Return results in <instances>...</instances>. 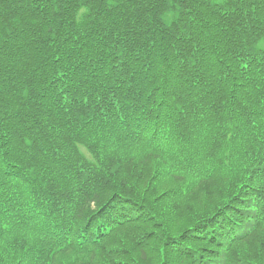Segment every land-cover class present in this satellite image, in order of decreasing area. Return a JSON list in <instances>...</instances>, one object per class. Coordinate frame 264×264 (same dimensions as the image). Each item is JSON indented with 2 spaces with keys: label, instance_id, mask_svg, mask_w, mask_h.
Returning a JSON list of instances; mask_svg holds the SVG:
<instances>
[{
  "label": "trees",
  "instance_id": "obj_1",
  "mask_svg": "<svg viewBox=\"0 0 264 264\" xmlns=\"http://www.w3.org/2000/svg\"><path fill=\"white\" fill-rule=\"evenodd\" d=\"M0 264H264V0H0Z\"/></svg>",
  "mask_w": 264,
  "mask_h": 264
},
{
  "label": "clouds",
  "instance_id": "obj_2",
  "mask_svg": "<svg viewBox=\"0 0 264 264\" xmlns=\"http://www.w3.org/2000/svg\"><path fill=\"white\" fill-rule=\"evenodd\" d=\"M82 11H85V12H86V11H87V9H83Z\"/></svg>",
  "mask_w": 264,
  "mask_h": 264
}]
</instances>
